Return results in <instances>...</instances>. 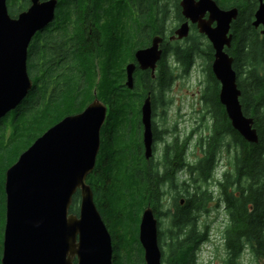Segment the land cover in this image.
<instances>
[{"label":"trees","instance_id":"1","mask_svg":"<svg viewBox=\"0 0 264 264\" xmlns=\"http://www.w3.org/2000/svg\"><path fill=\"white\" fill-rule=\"evenodd\" d=\"M22 1H7L10 16L29 7L28 0ZM110 1V7L116 1L119 7L124 1L129 6L128 10L125 4L127 12L118 21L125 26L116 33L103 37L95 29L88 32L87 20L101 14L100 0H61L54 12L60 39L45 41L39 60L32 40L28 46L26 67L32 87L17 108L0 120V257L6 170L45 131L64 117L81 112L97 98L105 105L106 116L99 132L95 166L86 184L111 238L112 264H144L138 226L145 208H150L158 220L161 264H194L199 245L207 241L206 233L198 231L197 218L212 200L211 193L203 190L210 182L218 190L217 202L222 203L228 219L222 235L225 264H236L246 250L264 262V37L259 28L252 26L259 0H213L223 10H237L226 52L233 60L242 114L252 119L257 143L246 142L232 129L218 101L219 83L210 69L212 48L201 43L203 37L195 29L181 44H169L154 78L149 71L136 67L133 88L128 89L125 67L134 63V52L162 36L171 15L176 23L183 19L179 0ZM50 43L58 44V49L49 51ZM199 56L206 59L202 97L212 111L207 135H201L196 143L202 156L195 163L189 162L190 137L181 142L174 138L163 145L161 162L147 161L140 124L142 102L150 97L152 118L166 104L165 93L173 79L168 60L178 62L186 73ZM91 74L103 77V88L95 96L90 95ZM66 104L73 110H68ZM156 128L152 125L153 141L164 143L163 134L167 132ZM223 150L227 164L217 180L214 169ZM183 173L190 176L191 184L179 181ZM168 195L173 212L165 206ZM79 203L77 192L72 197L70 214H78ZM167 215L169 225L163 230L161 220Z\"/></svg>","mask_w":264,"mask_h":264},{"label":"water","instance_id":"2","mask_svg":"<svg viewBox=\"0 0 264 264\" xmlns=\"http://www.w3.org/2000/svg\"><path fill=\"white\" fill-rule=\"evenodd\" d=\"M29 2L12 19L6 0H0V120L17 108L32 87L26 67L28 46L35 33L52 21L57 4V0ZM179 7L185 22L171 39H186L189 24L196 25L213 51L210 69L220 86L219 104L232 129L246 142L257 143L252 119L242 114L233 60L226 52L237 10H223L213 0H180ZM252 26L261 27L264 37V0H259ZM161 41L156 36L148 48L134 52V63L125 67L128 89L133 88L136 67L149 70L154 78ZM105 116V105L95 98L81 112L45 131L6 170L0 264H112L111 238L86 184L95 166ZM140 124L144 158L149 159L153 145L149 96L140 107ZM77 192L79 210L73 215L69 208ZM138 241L144 264H161L158 220L150 208L141 214Z\"/></svg>","mask_w":264,"mask_h":264},{"label":"rangeland","instance_id":"3","mask_svg":"<svg viewBox=\"0 0 264 264\" xmlns=\"http://www.w3.org/2000/svg\"><path fill=\"white\" fill-rule=\"evenodd\" d=\"M103 2L104 6L109 7L107 8L108 10L106 11L107 14L105 17H111L113 15L112 13L116 10L115 3L117 1L115 2L114 0L115 3L113 7L109 6L110 0H103ZM172 17L171 15L169 21L166 23L168 30L176 27V22ZM201 43L206 44L208 41L203 37ZM202 47L204 48V46ZM168 62L173 72V79L169 89L165 93L166 104L162 109H157L154 116L151 118L159 132H167V134H163L164 143H158L156 146V154L159 156L163 145L172 142L174 138H178L181 142L186 137H190L191 140L189 142L190 145L187 154L188 161L195 163L202 156L200 148L196 146L197 140L201 135H207L206 127L210 125V118H205L203 120L205 108L200 101L206 86V77L203 72L206 67V59L202 56L196 57L193 66L186 73H183L179 66L177 67L175 61L168 60ZM92 75L93 74H91L92 84L90 95H92V93L97 95L98 91L103 88V77L102 75ZM66 108L68 110H73L68 104H66ZM226 159V154L223 150L220 153L218 165L216 169H214V178L217 180L226 169ZM183 180L189 184L192 183L187 173H183L179 177V181ZM166 189H169L168 186ZM203 190L211 193L212 200L206 203L205 211L199 213L197 218L198 231L206 233L207 241L199 245L195 253L194 264H225L224 261L227 255L222 237L223 230L228 223L225 208L221 202H217L218 190L214 182L208 183ZM171 194H173V191H171ZM172 204L171 196L168 195L166 197L165 206L169 208L170 212L174 211ZM169 219L170 216L167 215L161 220V227L163 230L167 229ZM236 264H264V262L261 259H256L246 250L240 256Z\"/></svg>","mask_w":264,"mask_h":264},{"label":"flooded vegetation","instance_id":"4","mask_svg":"<svg viewBox=\"0 0 264 264\" xmlns=\"http://www.w3.org/2000/svg\"><path fill=\"white\" fill-rule=\"evenodd\" d=\"M7 1L8 0H6V7H7V12H8V4H7ZM20 1H22V0H20ZM40 1H46V0H40ZM68 1H70V0H67V3H69ZM28 2H29V0H28ZM59 2H61V0H57L56 7H58ZM179 2H180V0H179ZM179 2H178V5H179ZM29 4H30V2H29ZM125 4H126V6L128 7V10H129V6H128V4L125 1L124 2H121V7H119V4L117 3V5H116V12L113 14V15H115L116 18L115 17H108L107 18V17H105V15L107 14L106 11L108 9L107 8H104V2H103V0H100V2L98 4V8L101 9V14L96 19L90 18V19L87 20V29H88V32L90 33L92 29H95V30L99 31L103 37H106L108 35H111L113 33H116L118 30H120V28H123L125 26L124 23L119 24L118 21L121 19L120 17H122V15H124V13L127 12V11H125L126 10L125 9ZM101 6L103 8H101ZM117 6H118V8H117ZM18 11H20V12L16 13V15H14V16H10L9 13H8V15L10 16V18L15 19L24 10L21 11V10L18 9ZM55 11L56 10H54V12ZM129 12H131V15L133 17L134 16V12L132 10H130ZM180 15H181V10H180ZM206 17H207V15H205V18ZM182 19H183L182 22L176 23V27L175 28L168 30V28L166 27L165 30H164V32H163V35L162 36H157V37H160L162 39L161 43L159 44V48L161 49V52H162L161 59L163 57L164 50L165 49L167 50V48L169 47V44L182 43L185 40V39L184 40L171 39L173 37V35H174L175 30L183 22H185V20H184L183 17H182ZM72 21H75V20L73 19ZM258 28H259V30L261 29V27H258ZM192 29H195L198 35L204 37L203 35L199 34V32H198V30L196 28V25L189 24V34L192 31ZM59 31H60V27L57 25V20L55 18V14H54V17H53L52 21L47 26H45L43 29H41L40 31H38V32L35 33V35L32 38V41H33L32 47L34 49L35 55H37L39 57L38 60L40 59V57L43 54V49L45 48V43L44 42L45 41L47 42V40H49V39L52 42H55V39H60V36L58 34ZM151 41L152 40H149V43L147 42V46H145V47L148 48L151 45ZM47 49L49 51H52L53 49H58V44H56V46H54V45H51V43H50V45L47 46ZM169 54H170L169 52L166 54L167 55L165 57L166 59L169 56ZM161 59H160V61H161ZM160 61L157 63L155 72L159 69ZM168 64H169V62H168ZM176 64L179 65L178 62H176ZM178 65H177V67H178ZM41 66H42V62L38 63V70L41 68ZM147 71H149V70H147ZM205 82H206V78H205ZM92 95L95 96L96 94L95 93H92ZM94 99H92L89 103H91ZM200 101L202 102V104L204 105V108H205V111L203 112V120L205 118H211L212 117V111H211L210 107L207 106L206 100L203 97H201ZM221 108H223V107L221 106ZM152 125L155 126V124L153 123V121L151 119V129H152ZM158 143L159 142L157 140L156 141H153V145H152V155L150 156L149 159H147V161H150L151 160V162H153V163L158 162V161L161 162V160H162L161 157L163 156V148L164 147H162V150L160 152L161 156H160V154L158 156L156 154V146L158 145Z\"/></svg>","mask_w":264,"mask_h":264}]
</instances>
